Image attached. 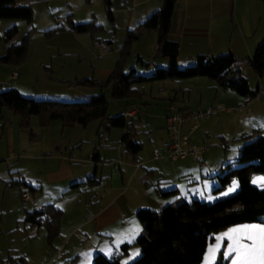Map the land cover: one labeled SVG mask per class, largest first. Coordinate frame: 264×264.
I'll use <instances>...</instances> for the list:
<instances>
[{
	"label": "rangeland",
	"instance_id": "rangeland-1",
	"mask_svg": "<svg viewBox=\"0 0 264 264\" xmlns=\"http://www.w3.org/2000/svg\"><path fill=\"white\" fill-rule=\"evenodd\" d=\"M186 1L190 2L177 0L173 11L175 22L177 19L181 20L184 15L188 16V21L193 17L207 16V0H200L197 7L189 5V10L184 12ZM17 2L19 6L31 8V20L29 23L24 20H0V56L7 47L2 39L3 34L11 26L17 29L13 43L17 44L23 37L26 38V53L19 64L0 63V92L14 89L22 97L36 101L85 102L98 95L99 90L80 86L78 82L90 80L104 83L118 63L123 67L124 73L134 69L140 76H149L154 70L166 68L168 65L167 59L161 57L156 50L157 33L139 27L147 17L160 10L162 0H109V5L104 0ZM223 13L229 19L235 15L243 27L254 19L258 27L254 39L264 36V8L260 0H224ZM70 24H88L90 29L87 33L78 34L71 30ZM127 36L137 38L129 40ZM191 63L184 52L178 55L176 66L178 69H184ZM111 67V73L104 80L99 79L104 75V70ZM13 73H16L15 78H12ZM251 73L249 70L244 71V77L247 75L249 81H252L249 82L250 85L255 86V78ZM191 79L165 80L134 86L138 97L129 100L131 103L135 101L137 110L140 109L139 119L135 118L133 125L136 128L134 142L142 145V150L136 155V161L142 162V165L136 173L131 190L139 177L141 180L145 178L144 182L148 184L147 193L150 195V200L146 198L143 205H138L139 209L158 212L168 204L176 205L194 199L211 204L232 196L238 190L237 181L232 179L227 187L214 191L219 187L217 177L226 172L225 166L228 165L230 169L239 167L235 164L238 150L243 144L256 138V135H251L248 124L244 121L246 118L241 107L242 100L231 91L217 88L213 89L219 93L218 97L214 90L207 93L201 87L185 91L190 90L188 87L185 89V85L191 83ZM110 91L111 87H106L103 91L108 102L107 117L113 118L129 111L130 109L125 111L123 108L124 103L129 101L111 98ZM201 94L208 95V98L202 106L199 105L200 108L206 103L211 105V108H198ZM188 96L197 108L190 112L209 109L216 111L215 115L199 123L192 136L196 138L197 147L206 149L202 156L206 168H200L193 160L171 162L167 159H152L153 153L161 152L160 143L152 140L164 139L166 136L162 120L166 105L174 98V106L177 107V104L187 102ZM1 117L0 242L6 246L5 250H13L8 254L10 260L2 263L91 264L90 255L94 254L95 248L106 258L111 257L113 245L103 242L98 244L90 238L83 242L80 233L74 234L66 241L65 234L59 235L50 244L44 228L39 230L33 227L30 232L31 227L24 222L23 209L29 211L31 201L23 203L20 189L10 188L9 183L11 180H24L33 188L41 185L44 200L56 202L60 192L68 189L70 184L49 186L44 182L43 176L46 172H57L59 159L63 158L66 163L70 160L72 170L87 182L86 187L81 189L82 195L89 188L88 181L92 178L96 164L93 156L96 155L99 162L95 177L102 181L99 189L109 184L119 187L121 181L118 166L113 168V164L124 157L122 152L117 151L122 129L99 131V121H93L85 127L74 125L62 128L60 121H48L45 116L29 117L24 121L26 124H22V116L6 107H2ZM9 145L12 149H9ZM11 150L12 158H9ZM181 168L187 171L181 173ZM120 169L123 170V166ZM149 170L153 171V176L146 175ZM125 182L126 179L123 180L124 186ZM250 183L255 187L264 188V175H252ZM167 191L174 194L167 197L158 195L159 192ZM76 194L65 196V200L55 205L64 212L60 218L61 230L77 217L76 199L71 197ZM79 208L83 209V206L80 205ZM125 220L126 230L139 235L141 225L134 215L126 214ZM261 220H264V217H261ZM135 225H138L140 230H135ZM251 226L264 227V223L234 225L214 233L213 241L208 245L201 264H232L235 253L229 255L232 240L227 234L231 233L232 229ZM32 235L34 237L31 241ZM129 240L131 239H128V255L120 260V264H128L139 256L138 247L131 245ZM242 242L250 243L247 240ZM210 249L215 251L210 252ZM23 254H26V257Z\"/></svg>",
	"mask_w": 264,
	"mask_h": 264
},
{
	"label": "trees",
	"instance_id": "trees-1",
	"mask_svg": "<svg viewBox=\"0 0 264 264\" xmlns=\"http://www.w3.org/2000/svg\"><path fill=\"white\" fill-rule=\"evenodd\" d=\"M17 1L0 0V20L30 22L31 8L19 6ZM104 1L109 5V0ZM260 1L264 8V0ZM176 2L177 0H162L160 10L139 25L142 30L157 33L156 50L161 57L167 59L166 68L156 69L149 76H140L134 69L124 73L123 67L118 63L104 83L90 80L78 82L80 86L99 90L98 95L85 102L36 101L22 97L14 89L1 91L0 120L2 107H6L22 116V124H26L24 121L29 117L42 116L47 117L48 121H60L62 128L74 125L85 127L93 121H99V131L122 129V148L126 153L136 156L142 150V145L134 142V128L126 121L125 113L113 118L107 117L108 102L103 94L106 87H111V98L129 101L123 105L125 111L133 106L129 99L138 97L135 85L165 80L205 78L221 89L233 91L245 101L255 98L257 92L249 88L248 80L241 69L249 68L257 77L264 74V40L258 43L249 59L238 61L231 52L216 56H197L190 66L178 69V45L167 39ZM70 28L78 34L87 33L90 29L88 24H70ZM16 35L15 26L4 32L2 39L7 47L0 56V63L19 64L24 59L26 38L23 37L15 44L13 39ZM136 38L127 36L129 40ZM93 158L97 156L94 155ZM235 164L239 167L230 169L228 165L225 166L226 172L217 177L219 187L214 190L219 191L227 187L232 179H235L238 190L230 197L211 204L195 199L176 205L168 204L158 212L138 209L135 218L141 225V232L133 244L138 247L139 256L128 264H201L208 245L213 241L212 235L217 231L234 225L264 223V220H261V217H264V188L255 187L250 183L252 175H264V133L241 146ZM9 186H23L26 190L24 192L28 194L36 191L24 182H14ZM172 194V191H167L159 192L158 195L167 197ZM60 218L61 212L58 209L46 205L37 211L26 213L24 222L36 229L44 228L46 238L51 244L58 236ZM128 248L129 245L121 246L119 252L109 258L96 253L91 264H120ZM7 260H10L9 257Z\"/></svg>",
	"mask_w": 264,
	"mask_h": 264
},
{
	"label": "crops",
	"instance_id": "crops-1",
	"mask_svg": "<svg viewBox=\"0 0 264 264\" xmlns=\"http://www.w3.org/2000/svg\"><path fill=\"white\" fill-rule=\"evenodd\" d=\"M18 3V2H17ZM200 0H190L186 1L185 3V11L189 10V5L192 4V6H199ZM208 5V13L207 16L203 17H193V19H190L188 21V16L184 15L181 20H178L175 22L173 19V14L170 20V28H169V34L167 36V39L170 41H173L177 43L178 45V55L179 54H185L192 62L195 57L197 56H216L220 54H224L227 52H231L234 57L238 61H243L246 59H249L252 57L254 50L258 43H260L262 40H264V36L261 38L254 39L255 33L258 29L256 26V23L253 19V22L247 23L246 26L240 25V22L238 21L237 17L234 15L230 19L224 15V0H207ZM113 67L104 70L105 73L103 76H101L99 79L104 80L109 73H111ZM244 71L249 70V68H243L241 69ZM252 72V71H251ZM253 75L255 86H251L249 79L247 75L245 77L248 80V85L251 90H256L257 95L255 98L245 101L244 98L240 99L242 100V108L244 111V120L248 124V129L251 131V135H259L264 133V74H262L260 77H257L253 72L251 73ZM205 81L198 80L197 78L191 79V83H187L185 85L190 90L185 91H192L194 87H201V89L205 90L207 93H210L211 90H214L213 88H217L222 91H231V90H224L219 88L214 82H210L205 78H200ZM98 80V79H97ZM101 80V81H102ZM250 82V83H249ZM100 83V82H99ZM253 83V84H254ZM215 91V90H214ZM216 92V91H215ZM233 92V91H231ZM190 93V92H189ZM234 93V92H233ZM235 94V93H234ZM216 96H219V93L216 92ZM238 96V95H237ZM239 97V96H238ZM207 96H203L201 94L199 96V104L198 108H211L212 106H208L206 103L203 108H200L202 106V103L204 100H207ZM175 99L169 100V103L166 105V109L163 112V128L165 131V116L167 114L168 108L176 103H174ZM136 102H132L133 107L130 108H138L135 104ZM239 104V103H238ZM200 105V106H199ZM180 110L184 111H192L197 108H195L190 100V96H188L187 102H182L181 104L176 105ZM129 110V111H130ZM137 110V113L132 117L128 118L125 117L127 122H130L132 127L134 128V138L136 137V128L133 125V120L135 118L139 119V111ZM126 113V112H125ZM243 124V123H242ZM241 124V125H242ZM1 126V125H0ZM2 129V128H1ZM122 130V134H123ZM196 132V131H194ZM182 133H186V128L182 130ZM121 134V136H122ZM165 138L159 139V140H152L153 142H159L160 143V151H164L165 146L168 142V134L165 131ZM193 134L190 136V142L194 145H197V141L195 137H192ZM120 136V139H121ZM152 137V136H151ZM249 137V136H248ZM120 139L118 142V152H122L123 159H119L115 164H113V168L115 165L118 166L119 174H120V181L121 186L117 187L113 184H109L101 189L100 185L102 184L101 180H97L95 177V171L97 162H99V157L94 159V173L92 175V178L89 183V188L86 190L85 193L82 195L81 189L85 186L84 180H82V176L79 174H76L69 163L70 160L66 163L63 158L59 159V165H58V171L55 173H48L46 172L43 176L44 182L48 184L49 186H57V185H63L66 186L67 184H70L69 188L66 190H63L60 192V195L57 196L55 199L56 202H52L51 200H44L45 197L43 196V186L39 185L38 188H34L36 191L33 193V196L30 194V200L26 203H30L31 209L29 211H26L23 209V213H31L33 211L39 210L41 207L46 205H52L55 207L56 204L60 203L62 200H65L64 197L68 196L69 194L77 193L76 195H71V197H74L76 199V210L75 213L77 214V217H74L73 222L69 225L64 227V230H61V223L59 224V230H58V236H62L65 234L64 241L69 240L73 237L74 234L80 233L81 239L83 242H86L89 238L92 241H96V243H108L111 246L112 249V255H116L117 251H119V248L123 245H129L128 239H131V245L134 243L136 238L138 237V233L134 235V232H129L126 230V214L134 215L135 218V212L139 209L138 205H143V200L148 199L150 200V195L147 193V188L145 178L140 179V177L137 179L138 182H135L134 188L131 190V186L133 184V180L136 178V173L141 169L142 162L136 161V156H132L124 151L120 144ZM9 149H12V146L9 145ZM12 150L9 153V158H12ZM185 160H191V159H185ZM184 161V160H182ZM135 165H140L139 168H135ZM123 166V170L120 169V167ZM112 168V167H111ZM181 173L186 172L187 170L185 168L180 169ZM153 171L149 170L147 172V176H153ZM126 179V186L123 185V180ZM16 182H24L26 185L30 186V184H27L28 182L24 180H11L9 184ZM13 189H20L19 194L23 193L25 188L23 186L17 187V186H10V188ZM33 188V187H32ZM14 190V192H15ZM13 192V191H12ZM17 196V195H16ZM82 196V197H81ZM19 200V195H18ZM69 200V199H67ZM78 200V201H77ZM70 201V200H69ZM142 203V204H140ZM82 205L83 209L79 208V206ZM56 208V207H55ZM61 212V215L63 217L64 212H62L61 209L56 208ZM137 221V220H136ZM138 222V221H137ZM139 224V222H138ZM135 230L139 229L138 225H135ZM32 228L30 229V232L32 231ZM0 227V238L2 235ZM41 230V228L39 229ZM134 230V231H135ZM140 230V229H139ZM64 231V232H63ZM140 234V233H139ZM33 235L31 236V241L33 240ZM57 244V243H56ZM134 245V244H133ZM6 246H4L0 242V264H3L2 261H7L8 254L11 253L13 250H5ZM56 249V248H54ZM47 251V250H46ZM93 252L94 254L98 253V248H95ZM101 253V252H100ZM91 253L90 255V261L92 260L93 255ZM103 255V254H102ZM128 252L124 257H127ZM24 257H26V254H23ZM121 258V259H122ZM91 263V262H90Z\"/></svg>",
	"mask_w": 264,
	"mask_h": 264
},
{
	"label": "built area",
	"instance_id": "built-area-1",
	"mask_svg": "<svg viewBox=\"0 0 264 264\" xmlns=\"http://www.w3.org/2000/svg\"><path fill=\"white\" fill-rule=\"evenodd\" d=\"M16 73H13L12 78H15ZM137 113V109H131L124 115L125 117L132 118ZM216 111H184L175 107L174 105L168 108L165 116V130L168 134V142L164 151L160 153H153V160L167 159L171 162L179 160H185L187 158L195 161L200 168H206V165L202 161V156L206 151L205 148L197 147L190 142V136L197 129L199 123L212 115H215ZM186 128V133L183 134L182 130ZM140 165H135V168H139ZM22 202L29 200V194L26 192L21 193ZM58 254V253H57Z\"/></svg>",
	"mask_w": 264,
	"mask_h": 264
},
{
	"label": "snow or ice",
	"instance_id": "snow-or-ice-1",
	"mask_svg": "<svg viewBox=\"0 0 264 264\" xmlns=\"http://www.w3.org/2000/svg\"><path fill=\"white\" fill-rule=\"evenodd\" d=\"M244 233L246 235H234ZM232 244L229 246V255L235 253L232 264H264V227H245L243 229H232L227 234ZM243 240L250 241L244 243ZM210 249V252H214Z\"/></svg>",
	"mask_w": 264,
	"mask_h": 264
}]
</instances>
